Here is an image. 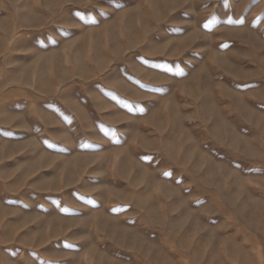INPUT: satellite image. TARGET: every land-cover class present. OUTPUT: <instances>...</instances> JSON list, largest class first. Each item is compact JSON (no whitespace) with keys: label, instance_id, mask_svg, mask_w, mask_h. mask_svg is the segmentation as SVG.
<instances>
[{"label":"rangeland","instance_id":"rangeland-1","mask_svg":"<svg viewBox=\"0 0 264 264\" xmlns=\"http://www.w3.org/2000/svg\"><path fill=\"white\" fill-rule=\"evenodd\" d=\"M0 264H264V0H0Z\"/></svg>","mask_w":264,"mask_h":264},{"label":"bare ground","instance_id":"bare-ground-1","mask_svg":"<svg viewBox=\"0 0 264 264\" xmlns=\"http://www.w3.org/2000/svg\"><path fill=\"white\" fill-rule=\"evenodd\" d=\"M228 64V63H227ZM225 66V65H224ZM226 69V68H225ZM227 70V69H226ZM228 71V70H227ZM228 90V89H227ZM231 91V90H230ZM231 93V92H230ZM257 93V92H256ZM228 94V93H227ZM256 95V94H255ZM229 96V95H228ZM241 96V95H240ZM232 97V96H231ZM241 99V98H240ZM238 104V103H237ZM244 105H246V104H244ZM212 106V105H211ZM239 107V106H238ZM248 108V107H247ZM249 109V108H248ZM249 112V111H248ZM247 112V113H248ZM250 113H252V112H250ZM251 115V114H250ZM253 116V115H252ZM247 117V116H246ZM248 117H250L249 115H248ZM261 117V116H260ZM260 120V119H259ZM262 121H263V119H262ZM259 122V121H258ZM257 122V123H258ZM235 137V136H234ZM237 138V137H236ZM238 139V138H237ZM232 140V139H231ZM239 140V139H238ZM237 140V141H238ZM237 141H236V143H237ZM235 144V143H234ZM236 145V144H235ZM246 149V148H245ZM247 149H248V147H247ZM251 149V148H250ZM250 149H248V150H250ZM250 151H252V150H250ZM246 152H247V150H246ZM249 153V152H248ZM251 153V152H250ZM254 154V153H253ZM248 155H250V154H248ZM81 159V158H80ZM36 166H38L37 164H36ZM80 168V167H79ZM52 183V182H51ZM47 184V183H46ZM166 189H168V190H170L169 188H165V190ZM167 191V190H166ZM169 192H171V191H169ZM231 201V200H230ZM143 202H144V199H143ZM147 202H148V200H147ZM232 203V202H231ZM140 204V203H139ZM246 207V206H245ZM154 209V208H153ZM151 214H152V212H151ZM55 220V219H54ZM126 231V230H125ZM131 237H132V234L130 235ZM135 237V236H134Z\"/></svg>","mask_w":264,"mask_h":264}]
</instances>
